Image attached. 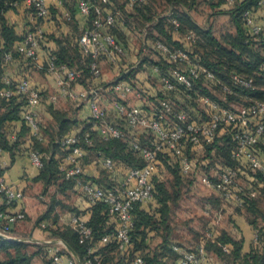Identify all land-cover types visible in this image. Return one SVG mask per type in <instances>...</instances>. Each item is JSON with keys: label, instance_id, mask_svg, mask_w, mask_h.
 Masks as SVG:
<instances>
[{"label": "built area", "instance_id": "built-area-1", "mask_svg": "<svg viewBox=\"0 0 264 264\" xmlns=\"http://www.w3.org/2000/svg\"><path fill=\"white\" fill-rule=\"evenodd\" d=\"M236 1L239 0H225V3L232 5ZM22 2L33 10L35 27L25 32L22 40L15 47V51L22 58L39 65L45 73L51 75L56 86V92L44 99L42 92L27 78L12 81V79L3 76L2 81L6 87L0 90V97L4 99L15 95L23 97L21 119L29 130V138H34L37 141L43 140L37 110L43 100L51 104L57 102L59 98L75 102L86 100L91 128L98 137L103 141L128 140L130 149L135 151L143 162V165L139 167L120 170L110 157H99L98 166L108 173V178L113 182L111 186L102 187L83 177L82 160L85 152L81 143L83 140L87 145L93 144L89 133L85 132L81 136L79 132H69L61 138L60 145L67 152L58 165V170L65 179H74L80 196L89 205L97 202L105 204L108 215L115 222L114 231L105 234L101 238V243L115 240L120 252L127 250L131 242V232L134 229L132 214L134 204L146 206L154 198L152 177L157 173L158 153L167 152L173 162L177 164L181 176H188L193 172V159L201 154L205 144L213 141L222 130L229 129L231 133L235 143L231 157L238 163V166L221 167L216 172L215 181L204 177L202 182L217 193L223 202L236 207L243 206L246 196H256L255 189L250 186L246 188L247 190L244 189L239 185L238 180L245 178L250 182L255 181V175L264 179V101L250 99L247 105L232 110L220 106L218 102L207 96H201L199 102L205 107V118L190 119L186 112L175 110L165 98H156L157 104L152 112L142 107L128 105L126 100L129 95L140 98L143 92L136 89L126 79L118 78L110 85L114 99L111 102L112 108L109 110L101 104L99 90L93 87L82 90L74 89V83H78L81 78V70L66 64H57L51 51L46 54L43 62H40L37 51L45 41V34L39 21L42 23L49 20V6L45 0H22ZM146 2L147 0H125L123 9L125 12H130L136 5ZM75 8L87 23L90 14L94 15L90 21L91 25L85 26L79 34L77 44L82 56L90 58L88 64L90 78L97 79L102 75V62L115 68L120 65L121 58L125 55V44L112 33L116 26L124 24V14L113 7L111 0H76ZM263 10L264 0H258L255 9H248L242 13L243 26L248 36H264V22L258 20L264 15H262ZM64 17L67 21L71 20V15L68 12L64 13ZM172 22L175 28L179 26L176 20ZM125 28L130 30V27ZM195 38L196 34L193 31H188L183 36V41L188 43L194 41ZM1 44L0 37V46ZM154 47L167 58L169 63L174 64L163 74L158 66L152 67V70L157 73L160 90L165 93L176 91L177 85H180L186 97L190 98L189 91L193 88L195 81L200 78L217 85L226 95L233 94L236 89L247 90L254 87L252 77L236 72L230 74L228 83H223L211 70L191 57L185 49L170 48L160 40L155 41ZM12 59V54L6 53L4 64L9 63ZM260 69L264 72V61ZM19 124L21 125V123ZM123 127L128 130V134L140 129L149 132L150 141L147 144H142L138 137H130L128 134H125L128 136L125 139ZM18 130L15 129L10 133L11 140L16 139ZM188 145L189 150L195 153L194 156H191L187 151ZM3 152L4 150L0 147V158ZM28 157L37 169L42 167V155L38 150L29 148ZM117 173L120 174L118 180L112 177ZM0 195L6 205L5 209L0 210V236L8 239L12 238L9 232L14 225L25 218L24 209L16 208L23 200L24 195L21 189L6 184L1 177ZM63 222L77 232L79 243L87 244L91 241L92 231L86 220L70 214ZM42 226H46V224L43 223ZM206 237L213 239L215 236L211 231H208ZM254 239H257V232H255ZM64 249L62 242L47 248L52 264H77L73 257L66 256L61 252ZM171 249L178 254L176 264H211L215 262L214 257L207 253L202 244H198L193 250L188 251L180 245L172 243ZM94 251L95 247L88 245V254H93ZM99 262V256L92 255V257L86 258L82 264H98ZM126 264H145V262L138 254L129 259ZM220 264L226 263L221 261Z\"/></svg>", "mask_w": 264, "mask_h": 264}, {"label": "trees", "instance_id": "trees-1", "mask_svg": "<svg viewBox=\"0 0 264 264\" xmlns=\"http://www.w3.org/2000/svg\"><path fill=\"white\" fill-rule=\"evenodd\" d=\"M150 1L154 2L156 0ZM160 1L180 10L174 11V15L170 13L169 15L155 16L151 15V7L146 2L136 5L133 11L125 12L123 9L124 0L123 7H121V11L124 14V24L122 26H116L112 30V33L126 45L128 44L127 37L122 35V27L130 25L131 22L129 19L143 21V29L145 28L146 33L150 34V30H155L157 35L154 37L156 38L155 41L160 40L170 48L187 50L191 57H194L203 66L211 70L223 83L229 82V77L232 72L253 78L254 87L252 89H236L233 94L227 95L229 98L242 95L248 100L264 101V72L260 69L264 61V55L261 51L264 48V36H248L242 21V13L248 9H255L258 0H239L234 3L235 5L232 9L225 11L231 17L235 28V35H225L222 41H219L209 28L199 26L188 13V10L194 7L195 0ZM74 2L76 3V0ZM15 3L20 4L22 0H0V37L2 39L0 46V90L6 87L2 81L6 65V63L4 64V56L8 52L13 57L18 54L13 48V45L20 37L16 36L13 28L7 25L4 17L6 11L11 9ZM29 10L31 15L34 16L33 10L31 8ZM69 14L72 20V13ZM93 16V13H91L88 25H91L90 21ZM173 20L178 22L179 26L177 28L174 27ZM188 31H193L196 34V38L194 41L186 43L183 41V36ZM45 37L53 39L57 45V49L51 51L57 64H66L69 67H76L81 70V82L90 78L88 71L90 58L82 56L77 41L71 42L68 37L55 38L54 35L47 33ZM152 50L159 56L160 62L150 61L148 64L156 65L162 74L166 73L167 69L174 64L169 63L167 58L160 54L155 47ZM18 55L20 56V54ZM180 67H183V65H180ZM126 75L124 78H127ZM126 80L131 82V78H127ZM209 83L204 78L195 81L193 88L189 91L190 98L186 97L180 85H177L176 91L167 93L157 88L154 97L167 99L175 110L186 112L190 119L205 118V109L200 108V105H203L199 102V97L207 96L216 101L209 93ZM142 92L145 93L143 89ZM23 104L24 99L21 96L15 95L8 99L0 97V147L4 151L9 152L12 160L15 150H17L19 144L23 143L22 138L29 133L28 128L21 119ZM48 110L53 118V124L44 130L40 127L43 135L42 141H37L32 138V148L38 150L42 155V167L39 169L35 180L43 183V195L47 194L50 188H53L52 192L48 194L45 212L36 220V223L39 225H42L45 220L50 225L56 224L59 219L56 210L68 211L78 217L84 214L68 202L69 191L75 185L74 179H65L58 170V165L67 152L60 145V140L69 132L68 130L72 128V125L76 121L66 112L52 107H49ZM17 122L21 123V125L16 134V139L11 140L9 135L15 130L13 125ZM91 126V119H87L79 131L81 136L85 132L89 133V137L93 143L90 146L82 140L81 145L84 150H89L91 153L97 154L98 157H110L119 169L143 165L137 153L130 149L128 140L112 139L103 141L92 130ZM150 138V133L145 131V133L142 132L139 141L142 144H147ZM234 147L235 143L232 140L229 129L222 130L213 141L205 144L202 152L205 153V156L202 153V155L200 154L202 158L204 156V159L200 161L201 165L205 168L208 167V164L211 163L210 159L213 160L212 157L216 155L221 167H237L238 163L231 157ZM189 148L188 145L187 151L191 156H194L195 153L191 152ZM157 160V173L152 177L154 198L146 206L134 204L132 210L134 229L131 232V242L126 251L120 252L117 249L115 240H111L108 243H101V238L105 234L113 232L115 228V222L111 220L107 213V207L102 202L90 205L87 209L88 218L86 223L92 231L91 241L87 244L79 243L77 232L69 226H58L56 229H53L50 225H46L45 229L51 232L52 238H58L67 244L82 262L86 258L92 257V255H98L100 258L98 264H126L129 259L139 254L142 256L145 264H176L178 254L171 249L172 243H170L171 241L168 238L171 233L169 227L171 204L176 201L177 197L166 187L162 178L164 171H168L172 175L173 185L176 187L181 184L182 176L179 173L177 164L173 162L167 152L163 151L158 153ZM217 167L218 163L215 162L213 168L217 169ZM3 172L4 168L0 166V177ZM102 175L100 181L98 183L96 182L98 185L102 187L113 185V182L108 179L107 172L102 173ZM212 180L215 181L216 179L214 178ZM244 180L246 186L255 189L257 194L255 197L246 196L242 207L248 214L254 215L257 218L255 220H261L263 223L262 227H254V230L257 232V239L252 243L249 251L242 253L243 240L241 238L237 239L225 231L219 233L213 239L207 238L205 234L196 245L202 244L208 254L210 253L219 261H223L226 264H264V179L255 175V181L250 182L245 178ZM214 198L216 200L217 197ZM5 207V204L0 205V210L5 209ZM160 231H162V240L159 244L152 247L150 245L151 238L155 233L159 234ZM33 244L37 245L39 249L37 248L35 251L29 252L28 242L17 238L7 239L0 236V255L4 257L0 261V264H33L32 261L36 256H41L40 259L44 264H52L49 253L48 255L46 254V248L48 246L45 244ZM88 245L95 247L93 254H88ZM61 252L66 253L64 250Z\"/></svg>", "mask_w": 264, "mask_h": 264}, {"label": "crops", "instance_id": "crops-1", "mask_svg": "<svg viewBox=\"0 0 264 264\" xmlns=\"http://www.w3.org/2000/svg\"><path fill=\"white\" fill-rule=\"evenodd\" d=\"M46 4L49 6L50 18L49 20L40 23L41 28L44 30V34H52L55 38L68 37L71 42H76L77 37L81 33L82 29L88 25L84 17L79 15L75 8V0H45ZM53 9V10H52ZM52 10V11H51ZM71 10V11H70ZM72 13L73 19L67 21L64 17V13ZM264 14V10L262 15ZM5 21L7 25L13 28L16 36L20 37L19 40L14 42L13 48L20 43L23 35L29 29L35 27L33 16L30 13L29 7L24 3L15 4L11 9L6 11L4 14ZM260 22H264V15L258 19ZM127 27L134 30V26L127 25ZM76 30V31H75ZM138 31V29L136 30ZM144 31V32H143ZM142 38L138 48H130L129 44H126L125 55L121 58L120 65L118 67H112L106 62L101 63L102 75L97 79L87 78L83 82L79 80L78 83H74L73 87L75 90L89 89L91 87L99 90L100 101L103 106L111 110V103L108 102L110 85L113 81L117 79L131 78V83H134V87L138 90H144L145 93L141 95L140 98L135 95H129L127 97L126 103L130 106H138L146 109L149 112L154 111L156 98L155 92L157 91L158 78L157 73L152 70L154 65H146L143 62L142 58L149 47L152 46L150 39L146 36V32L143 29ZM122 35L126 37L131 36V32L127 28H122ZM138 33V32H134ZM140 35V34H139ZM178 39V38H175ZM57 45L54 40L48 37H45V41L38 48V58L42 63L46 58V54L50 51H55ZM150 53L152 60L159 59V56L154 52ZM3 76L12 79V81L19 80L21 78H27L35 87H37L42 94L44 99L49 95L56 92V86L54 79L51 75L44 72L39 65L22 58L18 54L15 55L9 63H6ZM114 78L109 80V78ZM126 78V79H127ZM158 86V87H157ZM154 97V99H153ZM112 102V101H111ZM72 106V119L76 122L72 125V128L68 130L69 132H79L83 127L85 120L89 119V107L86 100L75 102L69 99L59 98L57 102L51 104L48 101L43 100L41 104L37 107L39 118L43 116L50 121V124H53V118L48 110L49 107L58 109L63 112H68ZM69 115V113H68ZM14 129H19L20 124L17 122L13 125ZM68 132V133H69ZM23 143L19 144L17 150H15L14 158L11 159V156L8 151H4L0 158V166L4 168V172L1 176L3 181L13 187H17L22 190L24 198L18 204L16 208H23L25 211V217L28 221L33 224L34 221L46 210V202L48 200V194L52 192L53 188H50L47 194L43 195V183L36 181L35 178L39 173L37 169L30 161L28 157V150L32 147V139L26 134L24 136ZM85 155L82 160L83 165V177L94 183H98L102 178L101 169L97 167L96 163L92 159V153L89 150H84ZM94 154V153H93ZM200 155V154H198ZM117 180L120 177V174L114 175ZM110 179V178H108ZM70 204L75 207L78 211L83 212L81 216L82 219L87 220L88 213L87 209L89 204L80 196L79 189L72 186L69 191ZM69 200V199H68ZM4 199L0 195V205H3ZM59 215L58 222L56 224L50 225L46 220L43 221L46 225H50L51 228L56 229L58 226H67L64 224L63 220L71 214L68 211H59L56 210ZM236 219V225L238 226V231L231 232L234 234L237 239L241 238L243 240L242 244V253L249 251L252 243L255 242L254 236L256 230L246 223L242 218L237 215L234 216ZM31 231V232H30ZM28 231V235L32 237V241L37 243H52L51 245H58L63 242L58 238H52L51 232L46 229H41L37 227H31V230ZM18 225L15 224L12 228V232H9V235L12 238H19ZM23 232V231H22ZM63 244V243H62ZM65 247V245L63 244ZM50 247V245H49ZM64 251L66 256L76 258L67 250L65 247ZM214 257V256H213ZM215 262L211 264H220L216 257H214ZM34 260V259H33ZM33 263V261H32Z\"/></svg>", "mask_w": 264, "mask_h": 264}, {"label": "rangeland", "instance_id": "rangeland-1", "mask_svg": "<svg viewBox=\"0 0 264 264\" xmlns=\"http://www.w3.org/2000/svg\"><path fill=\"white\" fill-rule=\"evenodd\" d=\"M111 1L113 3V7L116 10H122L121 7H123L124 0ZM147 5L151 7V15L155 16L169 15L170 13L173 14L174 11H177L179 9L171 7L160 0H156L154 2L147 0ZM234 5L235 4L227 5L224 0H195L194 7L190 8L188 10V13L199 26L203 28H209L212 33L218 38V40L222 41V38L225 35H235V28L231 21V17L225 12L226 10L228 11L232 9ZM129 20L131 22L130 26H134V30H132V28L129 30L132 34L130 37H127V42L130 45V48L135 49L139 47L143 35V21H139L136 19ZM137 29L138 31H136ZM147 34L152 46L149 47V49L147 48L142 60L146 65H148L150 61L159 63L160 59L152 60L153 58L150 57L151 54L148 53L149 51H153L152 48L154 47V41L156 39L154 37L157 36L156 32L155 30H150V34ZM261 51L264 55V48ZM112 79L114 78H109V80ZM157 84L160 89V83L158 82ZM209 88V93L211 94V96L216 99V101L222 107L236 110L239 107L245 106L249 103V100L247 98H244L242 95H237L233 98H229L219 89V87L214 84L209 83ZM108 99L109 103H111V101L114 99V95L112 92L109 93ZM69 106L71 109L66 113H69V116L72 117V106ZM200 108L204 109V107L201 105ZM167 118L169 119V117ZM50 126V121L46 118H43L42 116L40 118L41 129L44 130ZM127 132L128 130L123 127L125 139L126 137H128L127 135H125L128 134ZM142 132L145 133L144 130L140 129L128 135L130 137H138L139 135L140 137L142 135ZM202 154L205 156V153ZM201 155H198L193 159V172L188 176H182L181 184L177 185V188L173 185V177L168 171H164L162 178L166 187L177 197L176 201L171 204V212L169 215V227L171 233L169 234L170 236L168 239H170V243H176L188 251L193 250L197 242L200 241L208 231H211L214 236L219 235V233L224 231L230 233L233 236L234 234L231 231L234 230V232H237L239 229L236 225V219H234V216L236 215L242 218L246 223L251 225L252 228L262 227L263 225L261 220H255L257 218L254 215L248 214L243 207H236L233 204L223 202L218 198L219 196L217 193H215L211 188L204 185L202 179L204 177H207L209 179H216V172L220 170L221 166L219 165L220 162L218 161V157L214 155V157H212L213 160L210 159L211 163L209 162L210 164H208V167L205 168L200 163V161L204 159V156L202 158ZM98 158L99 157L97 154L92 153L91 160L95 161L97 167H99L97 164ZM215 162L218 163V169L213 168V164ZM120 170L123 169L120 168ZM102 173H106L105 170L101 169V174ZM238 183L239 185H241V187L246 189V182L243 178H240L238 180ZM214 197H217L216 200ZM68 201L70 202V198ZM16 224L18 225V229L20 231L19 234H21L17 239L24 240L25 242L29 243V252L35 251L38 246L33 243L37 242L32 241V237L28 235V231L31 230V227L45 229L46 226L39 225L36 223V221L31 224L28 221L27 217H25L22 221H18ZM161 234L162 231H160L159 234L155 233L153 235L150 241V245L152 247L161 242ZM37 244H45L48 247L49 245L50 247L52 246V243ZM46 254L48 255V250L46 251ZM40 257L41 256L34 257L33 264H44ZM3 259V255H0V261Z\"/></svg>", "mask_w": 264, "mask_h": 264}, {"label": "water", "instance_id": "water-1", "mask_svg": "<svg viewBox=\"0 0 264 264\" xmlns=\"http://www.w3.org/2000/svg\"><path fill=\"white\" fill-rule=\"evenodd\" d=\"M8 239H15V238H8ZM62 243L65 245L67 250L76 258L77 264H82V261L75 255V253L72 251V249L67 244H65L64 242H62Z\"/></svg>", "mask_w": 264, "mask_h": 264}]
</instances>
